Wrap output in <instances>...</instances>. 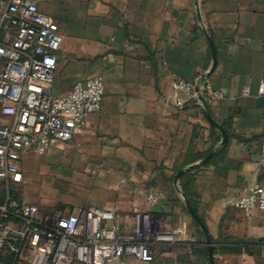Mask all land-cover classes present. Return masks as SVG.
<instances>
[{"label": "crops", "instance_id": "0c3cea01", "mask_svg": "<svg viewBox=\"0 0 264 264\" xmlns=\"http://www.w3.org/2000/svg\"><path fill=\"white\" fill-rule=\"evenodd\" d=\"M39 9L64 36L54 93L100 76L103 108L72 140L25 152L24 178L14 185L38 204L57 188L50 194L61 204L44 213L109 207L131 231L135 212L149 211L161 215L157 227L181 233L177 244H156L154 260L128 255L125 264H211L189 206L210 234L215 264H264V212L224 204L262 182L264 0H39ZM207 34L217 64L206 81L226 95L206 107L227 132L225 144L197 93L172 86L184 79L201 90L213 64ZM151 191L162 195L156 204L147 201Z\"/></svg>", "mask_w": 264, "mask_h": 264}, {"label": "built area", "instance_id": "2783aa9c", "mask_svg": "<svg viewBox=\"0 0 264 264\" xmlns=\"http://www.w3.org/2000/svg\"><path fill=\"white\" fill-rule=\"evenodd\" d=\"M64 36L58 22L39 9V0H0V179L23 181V154H43L53 141H70L86 126L87 117L103 108L105 85L100 76L79 80L64 95L54 93L57 52ZM174 89L196 97L195 84L184 79ZM264 95V81L258 89ZM207 102L224 98V88L201 84ZM259 160L262 182L246 193L224 199L250 215L264 212V133ZM151 204L162 195L151 191ZM161 215L136 211L134 227L125 231L119 214L109 207L78 206L70 213H44L34 203L0 205V255L13 264H125L124 257L150 262L155 245L177 244V230L156 226Z\"/></svg>", "mask_w": 264, "mask_h": 264}, {"label": "rangeland", "instance_id": "374dc122", "mask_svg": "<svg viewBox=\"0 0 264 264\" xmlns=\"http://www.w3.org/2000/svg\"><path fill=\"white\" fill-rule=\"evenodd\" d=\"M32 174H33L32 172H30V171L28 172L27 180H30ZM20 187H22V185H14V184H10L9 185L4 180H1L0 179V200L2 199L3 202L7 200V202H8L9 199H12L13 198L15 204L21 203V202L34 203V204L39 205V208L41 209V211L44 210V208L45 209L46 208H49L50 209L52 207V205L54 206V205H60L61 204V201H59L57 199H53L54 196H52L50 194V192H53L51 190L54 189V191L55 190L57 191V188H50L49 191H48L49 192L48 193V196L49 197L47 195H46V197L44 196V198L46 199L45 203L38 204L37 202H35L32 199H28L26 197V194H24L25 192H22V190L20 189ZM30 192L34 196L35 195L38 196V197L41 196V190H40L39 186H37V185L32 186L31 189H30ZM55 198H57V197H55Z\"/></svg>", "mask_w": 264, "mask_h": 264}, {"label": "water", "instance_id": "95a60500", "mask_svg": "<svg viewBox=\"0 0 264 264\" xmlns=\"http://www.w3.org/2000/svg\"><path fill=\"white\" fill-rule=\"evenodd\" d=\"M201 17L200 13H199V18ZM207 37H208V40H209V43H210V46H211V50H212V57H213V64H212V68L210 69L209 72H207L203 78H202V82L206 81L207 78L211 75V73L214 71L215 67H216V64H217V54H216V48H215V45H214V42L213 40L210 38V36L207 34ZM195 91L197 93V96H198V99L201 101V103L206 107L207 106V101L205 100V97L202 95L201 93V90H200V84L196 85L195 86ZM207 108V107H206ZM207 119L209 120V122L215 126L216 128H218L221 133H222V144H225L226 141H227V132L225 131V129L223 128V126L218 123L211 115V113L209 111H207ZM207 159V158H206ZM183 170H180L176 176V179L175 181L177 182L179 176L182 174ZM190 207V210L192 212V214L195 216V218L198 220V222L201 224L204 232H205V235H206V238H207V242L209 244V256H210V261H211V264H215V260L213 258V246H212V243H211V237H210V234L206 228V226L204 225L202 219L199 217V215Z\"/></svg>", "mask_w": 264, "mask_h": 264}, {"label": "trees", "instance_id": "16d2710c", "mask_svg": "<svg viewBox=\"0 0 264 264\" xmlns=\"http://www.w3.org/2000/svg\"><path fill=\"white\" fill-rule=\"evenodd\" d=\"M206 110L208 111L207 108H206ZM6 202H7V200L3 202V200L1 199L0 200V205L5 204ZM8 204L9 205L10 204L16 205L14 203L13 198L8 200ZM17 204H20V203H17ZM0 264H13L12 257L10 256V254H8L7 252L1 253V255H0Z\"/></svg>", "mask_w": 264, "mask_h": 264}]
</instances>
